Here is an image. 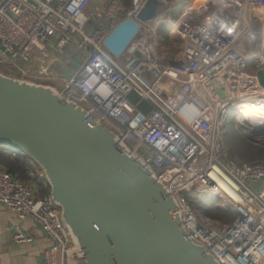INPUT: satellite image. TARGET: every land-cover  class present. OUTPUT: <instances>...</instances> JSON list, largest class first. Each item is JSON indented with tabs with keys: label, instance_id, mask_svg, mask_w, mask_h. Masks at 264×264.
Returning <instances> with one entry per match:
<instances>
[{
	"label": "built area",
	"instance_id": "1",
	"mask_svg": "<svg viewBox=\"0 0 264 264\" xmlns=\"http://www.w3.org/2000/svg\"><path fill=\"white\" fill-rule=\"evenodd\" d=\"M144 2L132 0L125 20L134 19ZM91 3L0 0V71L21 79L49 78L54 57L78 50L81 65L65 79L64 95L113 131L122 151L129 149L154 169L176 199L193 242L220 264H264V163L230 158L225 142V126L238 105L264 101L256 76L264 70V0H191L178 18L167 3L153 27L137 22L138 32L120 57L106 47L124 21L116 17L118 1L87 14ZM164 26L178 50L173 59L161 50ZM260 34L259 53L242 54L240 46ZM234 121L253 134L264 132L258 115H237ZM34 167L29 177L43 174ZM213 175L233 188L235 198ZM205 189L229 198L238 212L234 224L213 228L194 212L185 194ZM0 204L17 215L15 243L31 240L20 224L31 219L52 242L43 252L44 264H79L77 244L51 196L38 198L31 182L1 166Z\"/></svg>",
	"mask_w": 264,
	"mask_h": 264
},
{
	"label": "water",
	"instance_id": "2",
	"mask_svg": "<svg viewBox=\"0 0 264 264\" xmlns=\"http://www.w3.org/2000/svg\"><path fill=\"white\" fill-rule=\"evenodd\" d=\"M167 7L163 0H145L134 19L111 32L107 49L120 57L137 22L153 27ZM261 44L257 36L239 50L252 57ZM256 76L264 88V70ZM0 149L42 170L77 244L79 264H220L190 239L176 199L154 169L128 148L122 151L116 134L64 91L0 71Z\"/></svg>",
	"mask_w": 264,
	"mask_h": 264
},
{
	"label": "trees",
	"instance_id": "3",
	"mask_svg": "<svg viewBox=\"0 0 264 264\" xmlns=\"http://www.w3.org/2000/svg\"><path fill=\"white\" fill-rule=\"evenodd\" d=\"M126 6H128L130 9L132 7V0L131 3L128 0ZM182 9L183 8L173 11L172 13L173 17L181 13ZM169 31H170L169 27L167 26H164L159 29V35L161 37L162 46L172 45L169 36ZM174 53H178L177 49H173V48L169 49L167 57L169 59H173L174 56L176 55V54L174 55ZM2 72L9 76L14 75L12 71H10L12 73H10L7 70H2ZM230 122L232 121H229L225 126V131H226L225 142L228 148L230 158H237L236 156H238L244 161H249L255 158L256 154L254 152V149H252L247 144H245L248 147V152L246 154L242 153L240 149L238 150L236 147H234V145H239L238 142L240 139H238V137L240 136L237 135L236 132H233L231 130L230 127L232 125H230ZM240 138L244 139L245 143H247L250 139L247 136H242ZM0 157L2 158L0 163L2 168L6 169L12 175L18 177L20 180L29 181L37 187L38 192L36 196L38 198H44L50 195V186L48 185L43 174L41 175L37 174L35 177H29V173L34 169L32 166V161L30 159H28L24 155L8 152L3 149H0ZM259 157L264 159V153L262 151H261V156ZM185 197L187 198L189 205L196 214H202L206 218H210L211 220L217 222L219 224V227L228 224L232 225L238 218V212L235 209H233L232 206L225 205L219 202V200H216L210 196L197 194L196 192H191V193H186Z\"/></svg>",
	"mask_w": 264,
	"mask_h": 264
},
{
	"label": "crops",
	"instance_id": "4",
	"mask_svg": "<svg viewBox=\"0 0 264 264\" xmlns=\"http://www.w3.org/2000/svg\"><path fill=\"white\" fill-rule=\"evenodd\" d=\"M92 7L95 8V10H99L103 6L100 5L98 0H92ZM78 60L79 52L76 49L72 50L61 61L54 57L51 61L53 64V68L50 71L52 73V76L55 74L58 75V73H62L60 72L61 69L58 66L59 64H61V67H67V65L70 66L71 73L69 74V77H71L76 70V67L74 65ZM64 76L65 74L62 75V78H64ZM69 77L66 76V78L64 79L53 78L55 80H58L57 82H60L62 84L65 79L67 80L69 79ZM64 86L65 87L62 89V91L65 90L66 84H64ZM236 159L239 160L238 158ZM1 160L2 158L0 157V163ZM34 164L35 163L32 162L33 168H35L34 166L36 165ZM260 186L261 184H259L257 187ZM34 187L37 194V187L35 185ZM17 223V215L6 211L0 204V264H44L43 252L52 246L51 240L31 219H26L20 224L24 233L31 240L27 243H15L12 238L13 226Z\"/></svg>",
	"mask_w": 264,
	"mask_h": 264
},
{
	"label": "rangeland",
	"instance_id": "5",
	"mask_svg": "<svg viewBox=\"0 0 264 264\" xmlns=\"http://www.w3.org/2000/svg\"><path fill=\"white\" fill-rule=\"evenodd\" d=\"M95 1H97V0H95ZM98 1H99L100 5H102L103 7H106V8H108L109 6L112 5L111 4L112 1H118V8L119 9H118V12L116 14L117 20H125L127 13H128V10H129V7L126 6L128 0H98ZM129 1L131 3V0H129ZM164 1L166 3H168L169 5L172 4V7L174 8V10L173 9L172 10L175 11V10H179L180 8H183L184 5L188 2H190L191 0H164ZM95 11H97V10H95V8L92 7V3H91V5L89 6V9L87 11V14H92ZM179 15H180V13L177 16H175L174 18H178ZM175 47H176V45L172 42V45L164 46L161 48V50L164 51L165 54H168L169 49H172V48L176 49ZM175 54H177V53H174V55ZM58 57H59L60 61L63 60L62 58H60V56H58ZM118 61L121 62V59H118ZM80 65H81V61L78 60L74 66L76 68H78ZM58 66L61 69L60 72H62V73H58V75L55 74L53 76H49V78L45 77V78H41V79H31V78L25 79V78H22V80H28V81L35 82L38 84L52 86L58 92H61L62 89L65 87L64 84H66V81L63 82L64 84L63 83L61 84L60 82H57L58 80H55L54 78L64 79V78H66V76L69 77V74L71 73V71H70L71 68L69 65H67V67L62 66L63 68L61 67V64H59ZM10 73H12V72H10ZM63 74H65L64 78H62ZM11 76L15 77V75H11ZM237 115L238 114L236 113L230 118L229 121H232V122H230V125H232L230 128L233 132H236V134L239 135L240 137L247 136L248 138H250L249 139L250 142L248 141L247 143H245L244 139L238 137V139H240L238 142L239 145H234V147H236L238 150L240 149L242 151V153L246 154L248 152V147L245 144H247L252 149H254L256 157L249 160V161H244L238 156H236V157L239 158L240 161L247 162V163L259 162V161L264 162L263 161L264 159L259 157V156H261V151L264 153V132L261 133L259 131H256V133L253 134L251 129H249L248 125H246L245 123L241 124L237 121H234V119ZM231 130H230V132H231ZM241 144H243V145H241ZM197 194L210 196L216 200H219V202H221L225 205H229V206L233 207V205L231 204V201L229 200V198L224 193L214 192L212 194L211 192H209V190L205 189L203 192H198ZM233 209H235V208L233 207ZM197 215L202 219L206 218L202 214H197ZM207 219H209L211 221L213 228H219V224L217 222L211 220L210 218H207Z\"/></svg>",
	"mask_w": 264,
	"mask_h": 264
},
{
	"label": "bare ground",
	"instance_id": "6",
	"mask_svg": "<svg viewBox=\"0 0 264 264\" xmlns=\"http://www.w3.org/2000/svg\"><path fill=\"white\" fill-rule=\"evenodd\" d=\"M261 38V34H260ZM236 111H238L239 119H244L253 115H258L259 117L264 118V101L254 102L253 104L242 103L239 104ZM214 179L219 183V185L229 193L231 197L235 198V191L228 183H225L222 179H218L217 176L213 175Z\"/></svg>",
	"mask_w": 264,
	"mask_h": 264
}]
</instances>
